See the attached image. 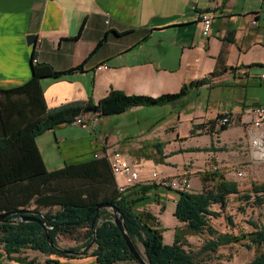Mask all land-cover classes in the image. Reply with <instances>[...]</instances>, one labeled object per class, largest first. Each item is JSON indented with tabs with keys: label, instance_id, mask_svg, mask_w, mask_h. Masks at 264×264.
Returning a JSON list of instances; mask_svg holds the SVG:
<instances>
[{
	"label": "crops",
	"instance_id": "obj_1",
	"mask_svg": "<svg viewBox=\"0 0 264 264\" xmlns=\"http://www.w3.org/2000/svg\"><path fill=\"white\" fill-rule=\"evenodd\" d=\"M204 10L213 16L208 36L200 20ZM30 34L36 35L35 43L28 42ZM34 51L35 62L57 70L84 63L80 70L41 79L48 108L71 101L97 102L111 89L157 97L204 79L167 104L102 115L87 128L71 122L47 129L36 143L48 170L90 160L96 150L120 151L130 163L145 158L157 163L163 175L186 172L190 191L201 192L203 172L226 167L221 153L250 144L251 133L258 131L246 121L248 110L264 104V0H0V88L31 78ZM154 110H165L164 118L157 119ZM226 110L234 121L222 128L215 119ZM25 125L23 119L20 128ZM54 145L62 147L61 152L44 153ZM180 154L185 157L175 161ZM116 178L124 181L123 174ZM129 193L136 209L157 218L162 232V219L173 217L175 237L197 248V239L192 240L198 233L174 214L176 190L142 178ZM66 239L71 241L68 247L85 240L60 235L59 245ZM85 257L82 262L66 261L97 264L94 256ZM0 264L18 262L2 256ZM113 264L141 263L122 259Z\"/></svg>",
	"mask_w": 264,
	"mask_h": 264
},
{
	"label": "trees",
	"instance_id": "obj_2",
	"mask_svg": "<svg viewBox=\"0 0 264 264\" xmlns=\"http://www.w3.org/2000/svg\"><path fill=\"white\" fill-rule=\"evenodd\" d=\"M35 58L34 51L32 76L28 81L12 88H0V95L6 97L0 100L3 126L0 135V213L16 209L40 211L54 242L59 244L60 235L85 238L81 245L69 249H81L94 235L97 239L81 254H65L52 247L40 223L24 219L39 218V215L31 212L12 214L7 216L8 220L0 222V258L6 256L18 264H71L66 260L82 255L94 256L97 264L135 259L114 222L112 209L102 208L92 223L97 205L110 201L123 213L125 229L136 244L137 240L143 244L144 254L151 264H206V253L234 243L255 250L254 257L246 264H264V224L249 220L254 229L235 234L220 232L210 223L212 216L223 215L230 225H236L233 215L226 211L230 194H236L241 202L237 207L239 211L244 212L248 206H264V182H254L249 190L242 191L236 180L226 178L218 168L203 172L204 188L201 192L176 190L175 216L186 222L193 232L209 235L199 247L190 249L188 241L178 235L172 243L164 242L157 218L149 211L136 209V201L129 193L131 187L125 193L119 192L118 179L106 156L48 170L36 143V137L47 129L71 123L79 115H112L134 106L167 104L187 94L192 86L204 82V79L184 84L179 92L157 97L111 89L97 102L93 99L71 101L48 108L41 79L58 78L80 70L84 63L57 70L48 63L35 62ZM23 119L26 125L20 128ZM208 182H213V187ZM213 204H218L220 210H213ZM26 249L37 250L47 257L40 260L23 255Z\"/></svg>",
	"mask_w": 264,
	"mask_h": 264
},
{
	"label": "rangeland",
	"instance_id": "obj_3",
	"mask_svg": "<svg viewBox=\"0 0 264 264\" xmlns=\"http://www.w3.org/2000/svg\"><path fill=\"white\" fill-rule=\"evenodd\" d=\"M262 91H264V88ZM153 113L157 116V119L164 118L165 116V110H154ZM142 114L147 113L144 112ZM248 125L249 124H247V126ZM77 128L82 129V127L79 126H77ZM56 147V145L52 147L47 146L46 149H44V153L47 154V152H50V150H55V152L57 150L58 152H61L62 147H60L59 149H57ZM221 154L224 158L223 162L226 163L227 166L221 168L220 170L224 173L227 178L235 179L239 183V188L242 191L249 190L251 188L252 183L254 182H264V150L263 152L256 150L255 147L252 146L250 143L242 147L234 146L228 148V150L223 151ZM58 155L59 154L57 153V156ZM164 157H162L160 162H163ZM184 157L185 155L180 154L175 158V161L181 162L180 160ZM48 164L50 167L55 166V163H51L50 161H48ZM132 164L138 170L141 179L147 178L151 180L153 178V172H157L159 175L163 174L159 171L161 169L156 167L157 163H148L146 158L141 159V161H133ZM239 171H241L243 174L238 175ZM147 174H149L148 177H146ZM193 186H195V183H193ZM210 187H213V182L210 184ZM239 205L240 202L238 200L237 195L230 194L229 203L226 211L227 213L233 215L236 224L235 226L230 225L223 215H221L220 217L212 216L210 219V223L220 232L228 231L233 232L235 234H238L239 232L246 233L252 231L254 227L249 224V220H255L260 224H264V206H248L246 210L242 212L237 209ZM212 209L220 210V206L218 204H214L212 205ZM173 221V217H167L162 219V223L164 224L163 226L165 227V231H163V240L167 244L172 243L175 238L174 234L176 232V229L174 228V226H172ZM83 231L84 229L81 230V232ZM207 238H209V235L207 233H199L196 235L195 239L192 240V243H195L197 239L196 247H199L202 243H204ZM70 243L71 241L66 239L62 242L61 246L67 248ZM137 245L144 254V246L139 240H137ZM23 255H28L29 257H37L40 260H43L45 258V254L32 249H26ZM254 255L255 250L253 248L248 249L240 243H234L231 245L220 246L217 251H210L204 256L206 257V264H244L250 261L254 257ZM83 256L85 257L90 255L77 256L72 259L82 262L83 260L87 259V257L82 258Z\"/></svg>",
	"mask_w": 264,
	"mask_h": 264
},
{
	"label": "built area",
	"instance_id": "obj_4",
	"mask_svg": "<svg viewBox=\"0 0 264 264\" xmlns=\"http://www.w3.org/2000/svg\"><path fill=\"white\" fill-rule=\"evenodd\" d=\"M212 13L209 10H204L200 14V20L202 23V32L205 36H208L211 31L212 24ZM103 68H107V64L102 65ZM264 78V73L261 74ZM101 115L94 113L92 115L84 116L79 115L73 121L74 123L80 125L83 128L91 127L99 122ZM234 117L231 111H224L218 118L217 123L220 126H229L233 123ZM254 128L258 129L257 132L251 133V145L255 147L256 150L263 151L264 145V104L256 105L248 110V121ZM106 156L109 159L113 173L117 176L119 174L124 175V181L120 182L118 180V189L120 193H125L129 187L136 184L141 180L138 170L130 163L127 159L124 158L122 152L115 151L112 154L107 152V150H96L94 152V157H104ZM241 171L238 172V175H242ZM153 178L151 181H154L156 184L173 189V190H190L192 184L190 181L189 175L181 173L174 176L159 175L157 172H153Z\"/></svg>",
	"mask_w": 264,
	"mask_h": 264
},
{
	"label": "water",
	"instance_id": "obj_5",
	"mask_svg": "<svg viewBox=\"0 0 264 264\" xmlns=\"http://www.w3.org/2000/svg\"><path fill=\"white\" fill-rule=\"evenodd\" d=\"M35 41H36V35L35 34L28 35V42L29 43H35ZM105 207L112 209L113 214H114V222L116 223V225L120 229V231H121V233H122V235L126 241V244L128 245L130 251L133 253L135 259L138 260L141 264H151V262L142 253V251L139 249L138 245L134 242V240L132 239L130 234L125 229L123 213L120 211V209L116 206L115 203L110 202V201L99 203L96 207V213L92 219V223H94L95 220L97 219L100 210L102 208H105ZM24 212H31V213H34V214H37L40 216L39 218L31 216V217H26L24 219L25 220H33V221L40 223L45 228L48 240H49L50 244L52 245V247H54L57 251H61L62 253L73 254V255L81 254L82 252H84L85 250L90 248L95 243V241L97 239V236L94 235L92 240L87 245H85L84 247H82L81 249H78V250L62 247L61 245L54 242L50 238L49 232H48L49 227L47 226L46 220L43 218V214L40 211H37L34 209H16V210H11L8 212L0 213V222L8 220L7 216H9V215L22 214ZM93 229H95V228H93Z\"/></svg>",
	"mask_w": 264,
	"mask_h": 264
},
{
	"label": "bare ground",
	"instance_id": "obj_6",
	"mask_svg": "<svg viewBox=\"0 0 264 264\" xmlns=\"http://www.w3.org/2000/svg\"><path fill=\"white\" fill-rule=\"evenodd\" d=\"M263 150H264V148H263ZM263 152V151H262Z\"/></svg>",
	"mask_w": 264,
	"mask_h": 264
}]
</instances>
